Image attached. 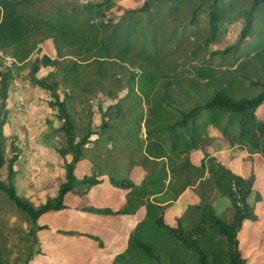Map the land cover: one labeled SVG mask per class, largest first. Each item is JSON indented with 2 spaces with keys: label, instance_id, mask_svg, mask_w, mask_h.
<instances>
[{
  "label": "trees",
  "instance_id": "16d2710c",
  "mask_svg": "<svg viewBox=\"0 0 264 264\" xmlns=\"http://www.w3.org/2000/svg\"><path fill=\"white\" fill-rule=\"evenodd\" d=\"M54 1L0 0V52L15 60L11 65L19 63L14 68L23 67L45 39L51 40L56 52L51 59L46 55L33 58L24 69L27 81L47 92V104L60 121L56 127L50 125L62 139L49 138L54 156L69 155L61 166L42 155L41 148L35 150L38 153L32 151L34 163L43 166L50 160L64 177L54 193L37 204L19 193L15 164L21 147L14 135L8 146L10 155L5 156L2 125L12 71L0 56V169L6 170V181L0 178V192L29 221L31 240L37 243L41 214L63 209L68 192L84 201L87 190L101 182L94 173L76 178L73 166L91 148V153L99 155L98 146L88 147L84 154V147L97 141L89 140L91 134L103 133L109 142H117L109 130L115 131L128 116L127 123L132 117L133 126L127 136L132 142L117 143L129 156L138 157L130 159L132 163L123 170L112 165L111 171L118 175L111 172L106 177L109 185L125 190L121 204L115 209L85 201L79 205V210L100 216L132 215L138 206L143 207L109 264H245L238 236L244 222L257 218L255 205L261 193L253 190V173L232 172L206 149L215 137L209 130L215 128L228 144H246L264 157V118L259 115L264 104V0H141L110 17L104 15L105 9L116 0L68 4L59 0L48 5ZM188 3L191 9L186 15L182 12L179 20L180 8ZM163 21L174 25L159 42ZM233 21L239 24L233 39L202 55L208 44L219 41L225 24ZM45 64L53 65L55 72L38 76ZM59 84L70 89L63 98L57 93ZM86 89L115 99L114 110L107 107L97 127L88 126L77 136L67 100L75 91ZM126 97L129 103L121 109ZM141 121L143 142L135 128ZM194 152L202 154L197 162L192 160ZM149 160L160 162L149 165ZM134 163L144 170L137 182L129 178V172L125 174ZM200 171H206V178L228 199L230 218L222 220L210 203L201 201L191 204L197 211L192 224L184 227L179 218L175 225L168 224L164 202L178 192L173 193L166 183L167 173L177 179L184 176V182L192 184L202 180ZM27 184L26 180L22 188ZM60 232L101 244L91 233ZM31 255L17 264H28Z\"/></svg>",
  "mask_w": 264,
  "mask_h": 264
},
{
  "label": "rangeland",
  "instance_id": "374dc122",
  "mask_svg": "<svg viewBox=\"0 0 264 264\" xmlns=\"http://www.w3.org/2000/svg\"><path fill=\"white\" fill-rule=\"evenodd\" d=\"M76 1L84 0H63L62 4H68ZM141 0H116L113 5L105 9V16H116L122 9L130 7ZM59 4L56 0L51 4ZM190 5L185 4L179 10L178 19H182L186 15V11L190 10ZM184 12L183 15L181 13ZM176 22V21H175ZM174 22H162V29L159 35V42L162 37L172 28ZM238 23L227 22L217 43L208 44L203 50L204 56L209 51L221 48L228 41H231L238 30ZM191 30H187L190 32ZM55 49L50 39H45L40 43V49L32 52L28 58L22 63L23 67L14 68L11 65L15 60L8 53H1L2 61L6 65H11L12 79L8 89L6 98V114L5 121L2 125V132L5 136V156H9L8 150L11 136L14 135L17 145L21 147V153L18 154V162L15 164V174L18 178V189L22 197L37 204L42 202L47 196H51L57 185V182L63 180L61 172L53 166L50 160L45 161L43 166L32 161L31 153L41 148V154L53 159L59 165H63L64 160L69 159V155L64 158L54 156V151L49 143V138L54 137L61 139L57 132L51 130L52 127L59 125L60 121L56 118V112L49 107L47 100L49 96L46 91L32 86L24 77V69L28 67L30 61L35 57L46 55L50 59L55 55ZM53 65L45 64L37 71V75L41 76L47 71H54ZM125 90H120L118 95H122ZM70 89L59 84L57 93L59 98H63L65 93ZM115 99L101 94L99 91H90L86 89L84 92L75 91L67 100V106L75 125L76 135L79 136L88 126L97 127L101 113L110 107L113 112V103ZM129 103L126 97L120 108L123 109ZM117 103H115V108ZM136 111H131L135 113ZM259 115L264 118V104L259 109ZM111 116V115H110ZM127 117L124 116L123 122H120L118 128L109 130L116 136L118 141L132 142L128 139L127 131L132 125L131 121L127 123ZM130 118V117H128ZM125 120V122H124ZM51 125V126H50ZM137 129V137L140 142L145 141L144 128L141 124ZM209 134L213 135L211 143L205 146L208 154L217 158L232 172L247 176L253 173L255 180L253 190L261 193V200L255 205V220H247L244 222L242 231L239 233V245L241 253L245 258V264H264V157L258 152H252L246 144L234 142L228 144L220 133L214 128L209 130ZM215 138V140H214ZM97 139L94 145L91 143L84 147V154L78 160L72 169L76 178L86 174L94 173L97 179H101L99 185L91 186L84 194V201L94 206H109L115 209L121 197L124 196V189L114 188L107 184V173H111V166H115L116 170H123L124 166L131 164L130 159H137V155H130L128 150L121 149L117 142H109L102 133L91 134L89 140ZM98 146L101 148L99 155L90 150L86 152L88 147ZM33 151V152H32ZM38 153L37 151H35ZM53 154V155H52ZM98 154V151H96ZM192 160L195 162L201 157V153L194 152ZM37 158V157H36ZM154 161V163H153ZM149 160L148 164H159V160ZM135 164V165H134ZM131 165V168L125 173L129 178L137 182L142 176L144 170L139 169L137 163ZM120 170V171H121ZM5 167L0 169V178L6 181ZM124 172V171H123ZM117 176V172H112ZM199 182L186 184L184 176L173 178L169 173L166 175V183L173 193L178 192L175 197L165 200L164 220L175 225L176 219H180V223L185 227L192 224L196 218L197 211L191 207V204L201 201L210 203L213 207L214 214L222 220L226 221L230 218L231 209L229 208L228 199L223 196L219 190L207 179L206 171H200ZM27 186L23 189L25 181ZM184 184L182 190L180 185ZM252 193L248 199L252 201ZM170 197V196H169ZM81 198L75 194L67 193L64 199L65 207L56 212H48L41 215L38 222L43 225L36 232L37 243H34L28 232L29 221L23 212L17 210L6 196L0 192V262L1 264H17L21 262L25 256L32 253L28 264H109L113 255L124 246V240L128 232L134 225L135 221L142 215L143 207L138 206L133 215L117 216V217H96L79 210V202ZM77 231L87 232L97 236L101 242L83 235L65 234L60 231Z\"/></svg>",
  "mask_w": 264,
  "mask_h": 264
},
{
  "label": "crops",
  "instance_id": "0c3cea01",
  "mask_svg": "<svg viewBox=\"0 0 264 264\" xmlns=\"http://www.w3.org/2000/svg\"><path fill=\"white\" fill-rule=\"evenodd\" d=\"M107 184H108V183H107ZM97 185H99V184H97ZM108 185H109V184H108ZM94 186H96V185H94ZM92 187H93V186H92ZM114 188H116V187H114ZM118 189H120V188H118ZM65 196H66V195H65ZM121 198H122V199L120 200L118 206L121 204V202H122V200H123V197H121ZM64 199H65V198H64ZM80 200H81V199H80ZM81 202H84V201L81 200V201L79 202V205L81 204ZM79 205H78V207H79ZM118 206H117V207H118ZM117 207H116V208H117ZM60 210H62V209H60ZM60 210H58V211H60ZM49 212H56V211H49ZM82 212H83V211H82ZM46 213H48V212H46ZM83 213H87V212H83ZM43 214H45V213H43ZM43 214H41V215H43ZM87 214H90V213H87ZM41 215H40V216H41ZM90 215H93V216H96V217L100 216V215H95V214H90ZM132 215H133V214H132ZM40 216H39V217H40ZM117 216H118V215H116V216H100V217H117ZM119 216H125V215H119ZM38 219H39V218H38ZM135 222H136V221H135ZM124 241H126V240H124ZM123 244H125V242H124Z\"/></svg>",
  "mask_w": 264,
  "mask_h": 264
}]
</instances>
